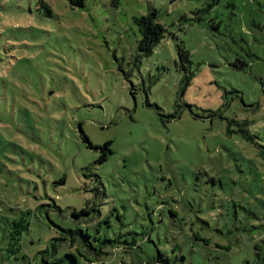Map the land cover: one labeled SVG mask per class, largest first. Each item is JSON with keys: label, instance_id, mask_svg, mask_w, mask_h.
Masks as SVG:
<instances>
[{"label": "rangeland", "instance_id": "374dc122", "mask_svg": "<svg viewBox=\"0 0 264 264\" xmlns=\"http://www.w3.org/2000/svg\"><path fill=\"white\" fill-rule=\"evenodd\" d=\"M59 229L91 247L66 236L48 263L253 261L264 0H0V264H43Z\"/></svg>", "mask_w": 264, "mask_h": 264}, {"label": "trees", "instance_id": "16d2710c", "mask_svg": "<svg viewBox=\"0 0 264 264\" xmlns=\"http://www.w3.org/2000/svg\"><path fill=\"white\" fill-rule=\"evenodd\" d=\"M135 22L138 26V30L140 34L139 51L143 56H149L150 54H152L155 46L164 38L165 27L157 22V17L155 12L148 13L147 15L142 16L139 19H136ZM177 56H178V63L180 65V68L183 70V72H186V66L187 64H189L188 53L185 50L178 48ZM190 80H191L190 76L184 73L185 86L189 85ZM246 138L249 139V136L246 135ZM82 139L84 141H88V139L85 136H83ZM88 147L95 150L100 149V147L98 148L92 147L90 143H88ZM106 147L107 144L103 146V149H106ZM104 160L105 157H101L100 159H98L99 162H102ZM81 213L84 212L81 211ZM58 233L59 236L57 238L52 239V241L49 242L48 246L43 251L39 252L41 262L43 264H69L70 261L65 259V258H69L72 264H77L76 257H74L73 255H65V258L55 259L53 260L52 263H48L46 261V258L54 255L57 248L56 243L67 241L66 236H68L70 240V244L72 242L77 243L78 245L77 249L79 251L83 250V248L86 249L90 248L91 247L90 236L87 233L82 232L81 230L59 229ZM154 264H158V263L154 262ZM244 264H264V239L261 240L260 243L254 244L253 261L251 263L245 262Z\"/></svg>", "mask_w": 264, "mask_h": 264}, {"label": "water", "instance_id": "95a60500", "mask_svg": "<svg viewBox=\"0 0 264 264\" xmlns=\"http://www.w3.org/2000/svg\"><path fill=\"white\" fill-rule=\"evenodd\" d=\"M61 184H63V182Z\"/></svg>", "mask_w": 264, "mask_h": 264}]
</instances>
